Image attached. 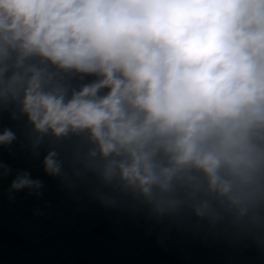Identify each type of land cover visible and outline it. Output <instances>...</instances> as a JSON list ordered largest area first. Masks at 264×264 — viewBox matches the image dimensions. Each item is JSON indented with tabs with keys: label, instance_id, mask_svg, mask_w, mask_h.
I'll return each mask as SVG.
<instances>
[{
	"label": "clouds",
	"instance_id": "1",
	"mask_svg": "<svg viewBox=\"0 0 264 264\" xmlns=\"http://www.w3.org/2000/svg\"><path fill=\"white\" fill-rule=\"evenodd\" d=\"M50 66L94 78L70 91ZM9 105L34 152L85 134L84 169L157 217L264 229V0H0ZM42 163L63 172L55 149ZM41 188L19 171L10 191Z\"/></svg>",
	"mask_w": 264,
	"mask_h": 264
},
{
	"label": "water",
	"instance_id": "2",
	"mask_svg": "<svg viewBox=\"0 0 264 264\" xmlns=\"http://www.w3.org/2000/svg\"><path fill=\"white\" fill-rule=\"evenodd\" d=\"M49 71L70 91L94 78L56 66ZM4 128L17 140L0 146V161L12 169L0 176V264H264V229L214 225L187 210L157 217L149 206L105 186L80 162L90 147L85 134L45 136L34 152L32 127L14 105L0 108V132ZM52 149L63 161L60 176L43 168ZM19 171L42 182L39 195L10 191Z\"/></svg>",
	"mask_w": 264,
	"mask_h": 264
}]
</instances>
